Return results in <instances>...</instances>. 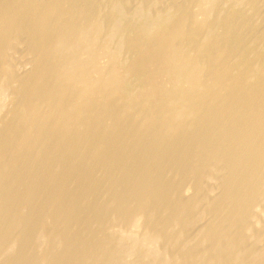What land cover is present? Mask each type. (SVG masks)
Returning <instances> with one entry per match:
<instances>
[{"label":"bare ground","instance_id":"1","mask_svg":"<svg viewBox=\"0 0 264 264\" xmlns=\"http://www.w3.org/2000/svg\"><path fill=\"white\" fill-rule=\"evenodd\" d=\"M0 264H264V0H0Z\"/></svg>","mask_w":264,"mask_h":264}]
</instances>
